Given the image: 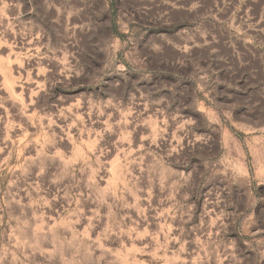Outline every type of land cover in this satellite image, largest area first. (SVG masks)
<instances>
[{"label":"rangeland","instance_id":"1","mask_svg":"<svg viewBox=\"0 0 264 264\" xmlns=\"http://www.w3.org/2000/svg\"><path fill=\"white\" fill-rule=\"evenodd\" d=\"M0 264H264V0H0Z\"/></svg>","mask_w":264,"mask_h":264}]
</instances>
